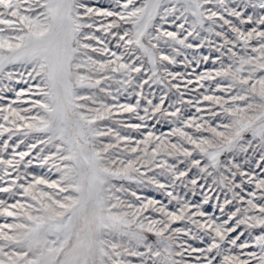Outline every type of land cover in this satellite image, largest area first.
<instances>
[{
  "label": "snow or ice",
  "instance_id": "1",
  "mask_svg": "<svg viewBox=\"0 0 264 264\" xmlns=\"http://www.w3.org/2000/svg\"><path fill=\"white\" fill-rule=\"evenodd\" d=\"M0 264H264V0H0Z\"/></svg>",
  "mask_w": 264,
  "mask_h": 264
}]
</instances>
